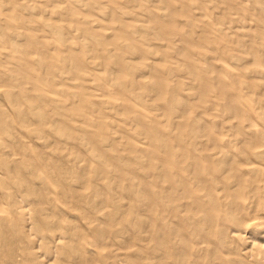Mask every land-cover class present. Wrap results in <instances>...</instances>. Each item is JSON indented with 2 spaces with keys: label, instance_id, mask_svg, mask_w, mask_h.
<instances>
[{
  "label": "bare ground",
  "instance_id": "1",
  "mask_svg": "<svg viewBox=\"0 0 264 264\" xmlns=\"http://www.w3.org/2000/svg\"><path fill=\"white\" fill-rule=\"evenodd\" d=\"M263 91L264 0H0V264H264Z\"/></svg>",
  "mask_w": 264,
  "mask_h": 264
},
{
  "label": "rangeland",
  "instance_id": "2",
  "mask_svg": "<svg viewBox=\"0 0 264 264\" xmlns=\"http://www.w3.org/2000/svg\"><path fill=\"white\" fill-rule=\"evenodd\" d=\"M90 19H94V21H93V23H94V25H97L98 24V20L96 19V16H95V14L93 15H91V16H88ZM102 20V19H101ZM208 42H210V41H208ZM208 42H207V45H209V44H211V43H209L208 44ZM212 44H213V42H212ZM213 45H215V44H213ZM209 46H211V45H209ZM214 47V46H213ZM213 47H209V48H213ZM64 48V50H68V47H63ZM163 51L164 50H160V48L158 49V51H157V53H156V55H157V57L158 56H160V55H162L163 54ZM217 53V52H216ZM215 53V55H216V57H217V55H219L220 53L218 52L217 54ZM218 58V57H217ZM217 58H216V62H217ZM250 59V58H249ZM159 65V64H158ZM264 94V91L262 92V94H261V96L260 97H262V95ZM116 97H121V95H117ZM196 107V111H200L201 112V110H200V108L201 107H198V106H195ZM194 107V108H195ZM198 107V108H197ZM198 111V112H199ZM213 112H214V114H213ZM212 114H213V116L215 115V111H212V112H210V116H209V118H211L212 117ZM228 121L229 122H227V123H234V122H236L237 120L236 119H232V121L231 120H229L228 119ZM253 210H252V209ZM255 208V209H254ZM257 207L255 206L254 207V205L253 206H251L250 207V211L248 210V215L250 216V217H252V215L254 216V214L257 212V211H259V210H257L256 209ZM256 210V212H253V211H255ZM252 211V212H251ZM261 212V211H260ZM250 213V214H249ZM253 213V214H252ZM249 217V218H250ZM244 227H246V226H244ZM251 228L250 226H247L245 229L243 228V231H242V236L243 237H246V239L248 240L246 243L247 244H244V245H241V248H244V249H249L250 247H251V243H252V241L254 242V245H256L257 247H263L264 248V235H260V234H258V235H256V236H254V237H252V234H250L251 233V231H249L250 229H247V228ZM244 231H246V232H244ZM248 232V233H247ZM250 232V233H249ZM245 235V236H244ZM245 239V238H244ZM244 246V247H243ZM246 246V247H245ZM248 247V248H247ZM242 251H243V249H242ZM244 251H246V250H244Z\"/></svg>",
  "mask_w": 264,
  "mask_h": 264
}]
</instances>
